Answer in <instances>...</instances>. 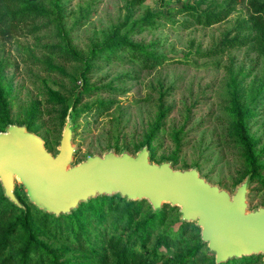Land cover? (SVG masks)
Instances as JSON below:
<instances>
[{
	"label": "rangeland",
	"instance_id": "374dc122",
	"mask_svg": "<svg viewBox=\"0 0 264 264\" xmlns=\"http://www.w3.org/2000/svg\"><path fill=\"white\" fill-rule=\"evenodd\" d=\"M37 3L47 12L45 18L10 39L0 37V88L8 112L5 125L0 113V132L8 125L24 126L55 156L69 121L72 165L109 151L135 156L146 147L150 163L196 169L231 196L246 182L247 211L264 207V59L251 44L220 47L225 40L251 35L241 30L249 17L243 0H237L228 18L210 27L177 13L182 7L209 9L203 0H145L134 7L130 0ZM148 13L160 14L152 26H131ZM124 39L162 63L143 69L124 53L116 54L118 60L97 51ZM217 47L222 51L210 54ZM93 52L98 58L90 60ZM233 99L248 113L243 122L260 167L256 171L234 137ZM101 101H111V109L99 112ZM160 111L166 116L157 122ZM15 184V191L26 196ZM172 209L180 215L178 207ZM44 242L54 248L64 245L48 237ZM257 256L252 264H264V255Z\"/></svg>",
	"mask_w": 264,
	"mask_h": 264
},
{
	"label": "trees",
	"instance_id": "16d2710c",
	"mask_svg": "<svg viewBox=\"0 0 264 264\" xmlns=\"http://www.w3.org/2000/svg\"><path fill=\"white\" fill-rule=\"evenodd\" d=\"M144 1L130 0V6H139ZM203 1L207 2L209 9L201 11L196 7H182L177 13H183L196 25L210 27L228 18L237 3V0ZM243 1L249 17L243 21L248 26L241 30L250 31L251 35L225 40L220 47L251 44L257 55L264 59V0ZM47 15L37 0H0V37L10 39ZM158 16L160 14L148 13L131 26H152L153 19ZM184 25L187 27L189 23L184 22ZM220 47L210 54L221 52ZM97 51L118 60L121 57L116 54L124 53L143 69H153L163 60L126 39L106 44ZM97 58L93 52L90 60ZM48 70L58 72L55 67ZM111 107V101L97 104L99 112H107ZM0 113L3 124H7V102L1 88ZM232 114L235 140L244 148L252 171H256L260 167L257 166L253 145L243 122L248 113L233 99ZM165 116V111H160L157 122ZM26 124L29 129L32 121L28 119ZM157 128L158 124L155 130ZM147 143H150L149 139ZM15 196L20 207L4 196L0 185V264H216L214 254L208 248L204 250L206 244L200 239V229L195 223L182 221L172 207L163 206L154 210L144 199L131 201L118 194L102 195L80 203L69 214L55 216L37 209L24 194L19 195L15 191ZM168 218L170 223H166ZM46 237L64 245L54 248L44 242ZM192 241L191 246L189 243ZM171 249L173 253L169 255L167 252ZM258 259V256L252 255L220 264H252Z\"/></svg>",
	"mask_w": 264,
	"mask_h": 264
},
{
	"label": "water",
	"instance_id": "95a60500",
	"mask_svg": "<svg viewBox=\"0 0 264 264\" xmlns=\"http://www.w3.org/2000/svg\"><path fill=\"white\" fill-rule=\"evenodd\" d=\"M75 147L66 121L53 156L43 140L24 126L0 132V185L4 196L21 206L16 181L30 203L43 212L69 214L82 202L118 194L131 201L147 200L154 210L178 207L180 219L200 229L202 243L215 263L264 255V207L247 211V183L231 196L200 177L196 169L174 170L167 162L150 163L146 147L135 156L112 151L88 156L72 165Z\"/></svg>",
	"mask_w": 264,
	"mask_h": 264
}]
</instances>
